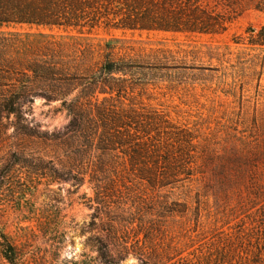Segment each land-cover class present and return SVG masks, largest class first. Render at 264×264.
Here are the masks:
<instances>
[{"label":"trees","instance_id":"obj_1","mask_svg":"<svg viewBox=\"0 0 264 264\" xmlns=\"http://www.w3.org/2000/svg\"><path fill=\"white\" fill-rule=\"evenodd\" d=\"M251 7L264 11V0H0V113L21 117L40 98L57 103L70 117L65 130L54 135L51 151L29 147L22 135L19 165L32 167L31 174L38 177L56 180L67 174L78 187L88 183L93 192L85 193L88 205L109 239L94 241L101 264H119L131 253L142 264H162L169 256L170 246L164 249L160 243L165 227L159 217L166 212L186 217L191 209L194 201L186 192H192L190 171L199 143L188 124L157 108L146 94L161 78L150 72V60L161 63L159 53L172 51L158 49L154 57L144 56L122 37L95 39V31L219 34ZM248 33L247 39L234 42L252 51L251 65L260 66L261 75L264 26ZM260 128L264 132V123ZM233 154L228 164L219 165L225 194L250 175L242 204L257 212L253 228L262 237L250 248L246 239L257 237L245 238L243 252L251 259L244 256L242 264H264V138L246 153L241 147ZM232 166L236 175L229 172ZM172 189L186 196L172 201L180 207L177 211L164 199ZM138 212L150 221L132 228ZM132 230L136 236L129 240ZM0 240L9 264H25L5 233ZM184 250L175 251L181 255ZM230 250L229 256L219 255L223 264L239 255L234 245ZM180 260L187 264L188 258Z\"/></svg>","mask_w":264,"mask_h":264},{"label":"rangeland","instance_id":"obj_2","mask_svg":"<svg viewBox=\"0 0 264 264\" xmlns=\"http://www.w3.org/2000/svg\"><path fill=\"white\" fill-rule=\"evenodd\" d=\"M263 26L264 11L251 7L219 34L95 31V39L122 37L128 47L144 56L154 57L158 49L172 51L171 55L159 53L161 63L150 60L149 68L154 69L150 72L161 78L152 82L155 84L146 94L152 104L188 124L197 136L196 163L190 171L192 192L185 191L193 205L186 217L178 212L159 217L165 227L160 243L164 249L170 246L169 256H165L170 259L162 264H182V256L188 258L187 264H223L219 255L233 253V245L242 256L231 255L228 264H242L244 256L250 258L243 252V241L249 239L248 234H260L253 228L258 225L257 212L242 204L251 178L247 174L227 195L219 165L234 159L236 149L244 147L246 153L264 138L260 128L264 123V72L260 75L262 68L252 67V51L247 45L234 42L237 37L247 39L248 30L257 32ZM57 108V103L46 104L39 98L32 111L21 117L0 113V234L8 236L25 264H101L94 241L109 239L101 230L99 217H94L95 209L88 205V196L93 195L88 183L78 187L67 174L56 180L38 177L31 174L32 167H21L16 156L22 135L29 147L51 151L54 135L62 133L70 119ZM55 162L61 169L58 160ZM235 167L228 168L230 174H237ZM166 194L169 205L175 211L180 209L172 201L185 194L177 189ZM134 221L132 228L150 219L138 212ZM134 236L132 230L129 240ZM260 241L259 235L251 242L246 239L245 245L250 248ZM173 247L185 250L178 255ZM0 264H9L1 245ZM119 264L142 263L131 253Z\"/></svg>","mask_w":264,"mask_h":264}]
</instances>
